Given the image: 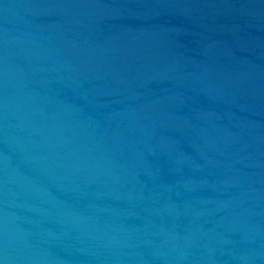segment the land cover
<instances>
[{
	"label": "water",
	"instance_id": "water-1",
	"mask_svg": "<svg viewBox=\"0 0 264 264\" xmlns=\"http://www.w3.org/2000/svg\"><path fill=\"white\" fill-rule=\"evenodd\" d=\"M0 264H264V0H0Z\"/></svg>",
	"mask_w": 264,
	"mask_h": 264
}]
</instances>
